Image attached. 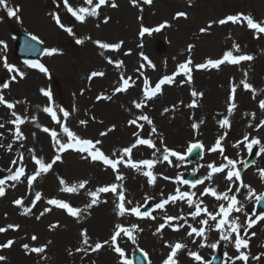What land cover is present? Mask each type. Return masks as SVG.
I'll use <instances>...</instances> for the list:
<instances>
[{"label":"rangeland","instance_id":"rangeland-1","mask_svg":"<svg viewBox=\"0 0 264 264\" xmlns=\"http://www.w3.org/2000/svg\"><path fill=\"white\" fill-rule=\"evenodd\" d=\"M7 2L9 6L20 7L21 21L8 17L0 8V40L7 44V49L0 51V95L15 105L13 109L0 105V123L4 124L0 128V176L10 173L9 168L14 172L17 167L25 168V176L31 175L37 167L33 156L51 163L55 155L60 154L61 160L53 164L48 173L38 177L31 187L27 185L25 177H21L20 182L9 181L4 185L6 194L0 197V227H19L8 228L0 233V244L14 241L10 248L0 249V255L7 258L0 264H121L122 258L109 245L94 253L76 251L78 247L84 246L82 231L86 230L89 243L110 242L116 223L128 228L138 226L132 233L135 242L124 234L117 239V245L125 252L124 259L131 261V264L133 253L138 250L147 253L151 264H162L170 252L167 245L177 242L186 246L177 254L178 264H200L189 255L190 252H196L208 264L216 251H223V264H244L235 259L239 255L235 249V233L230 240L225 241L220 239V232L205 226V237H196L195 234L193 237L187 236L189 224L199 228L202 226L199 220L207 217L202 213L201 217L193 220L189 213L194 208H189L186 199L170 202L165 205V210L156 208L151 214L156 219L137 218L134 215L117 217L113 210L115 197L111 193L101 194L100 199L107 203L93 206L80 218L47 204V200L59 199L71 207L84 209L91 199L87 195L89 191L115 182L123 184L126 199L132 201L127 207L140 206L141 212L146 203L162 202L175 194L177 188L196 193L194 202L200 200L202 208L207 207L208 211L215 212L218 205L224 202L216 201L208 194L201 196L200 193L205 187L216 188L221 193L226 191L230 183L224 179L227 169L225 173H213L211 180H205L195 188L177 182L176 178L182 180L186 175L196 173V180H201L211 171L208 164H226L223 155L236 161L235 170L239 171L243 183L255 189L257 194L264 192V181L259 177V172L264 170V152H260L261 145H264V128L256 130L259 121L264 120V111L259 108L260 100H264V34L258 38L254 30L247 28L246 23H218L220 19L236 14L250 15L258 22L264 21V0H152L150 5L144 4L143 0H137L136 5L131 0H114L117 5L115 8L110 6L113 0H108L106 5L98 9L97 17H87L84 23L76 21L67 11L63 6L64 0ZM69 5L74 9L90 7L84 0H69ZM178 12L186 13L187 18L177 17ZM53 14L59 15L61 22L73 29L72 36L55 23ZM162 24L166 26L161 31L140 37L141 27L156 28ZM209 24L212 25L210 28ZM202 28L206 29L203 33L200 31ZM16 33L34 35L44 45L46 50L39 63L48 69L47 75L15 59ZM76 39L84 42L78 45ZM94 41L109 44L122 42V46L115 51L104 50ZM189 45H192L191 51L188 50ZM233 45H238L239 50ZM50 49L57 51L46 54ZM227 51H232L234 55H252L254 59L238 65L225 63L219 69L211 66L205 69L195 67L208 60L220 59ZM4 57L9 64L24 73L22 79H10L14 73H9L3 67ZM189 58L192 60L191 83L186 82V76L178 68ZM108 59L113 60V63L109 64ZM149 60L154 68L148 63ZM117 61L122 62L119 68L116 67ZM141 65L144 67L141 68ZM94 71L105 75L89 79ZM178 71L175 83L162 85L161 92L148 101L145 107L135 108L133 102L143 100L145 79H148L151 89L164 76ZM244 73H247V82L255 89V93L243 89L240 82L245 79ZM121 76L131 77L133 86L125 92H115V88L122 84ZM4 83L9 84L7 89L3 88ZM233 86L237 88L234 99L237 107L229 117L230 126L222 129L218 121L227 115L228 98L232 95ZM41 89L51 93V101L41 94ZM193 90L203 95L192 97ZM193 100L197 101L198 107L189 108ZM44 107H51L58 119L80 138L92 139L94 142L101 140L102 143L97 147L114 159L120 158L122 149L135 142L137 137L134 133H138L141 138L151 139L156 147L138 145L133 148L132 159L136 162L145 159L155 161L152 169L144 168L153 172L155 183L148 184L142 172L124 165L118 168L125 179L115 181L116 173L100 162L84 160L81 154L72 150L58 153V147L54 146L50 134L42 129L47 127L56 131L62 142H66L67 137L61 126L43 111ZM61 108L69 112L66 119L59 111ZM13 111L25 119V123L20 125L25 137L23 140L15 139L16 125L10 122L15 119L11 115ZM141 113L147 115L153 124L138 121L144 125L143 129L130 125L129 121ZM200 120L204 123L199 124ZM81 121L87 123L81 124ZM194 122L199 124L198 129L191 127ZM250 123L253 127H249ZM152 127L157 129L155 133L151 132ZM109 128L114 130L108 132ZM101 132H107V135L101 136ZM225 132L227 135L222 140L224 154L221 155L219 150L209 152L208 149ZM245 135L249 136V142L252 138L261 142L253 145L252 152L248 151L243 141ZM192 143L204 146L202 159L195 165L187 161V147ZM165 147L181 153L185 159L180 161L169 156L171 163L164 161ZM113 153L116 154L114 157ZM12 160H17L18 164L12 165ZM60 179L65 180L67 186H77V192H62ZM82 181L87 183L85 188L80 189L78 185ZM239 184L240 181H236L233 189ZM36 192L41 193V200L36 202L29 215H21L22 207L15 205L14 201L21 199L23 206H31ZM246 195V189L241 188L237 199L242 202L243 211L233 212L230 219L239 217L238 222L245 225V228L240 229V235L249 243L248 248H241L242 252L249 255L247 264H264V224L255 223L252 229L246 227L248 217L253 219L256 202L254 197L246 199ZM45 208L51 211L44 212ZM41 212H44L43 216H40ZM180 215L184 216L178 222L182 227L173 231L167 225L176 224L177 221L166 222L165 217ZM37 216L40 219H36ZM161 223H166V226L157 232ZM225 230H228L227 226ZM245 231L247 235H244ZM253 232L255 236H250ZM33 235L37 237L35 241L31 239ZM24 244L45 246L46 250L40 254H26ZM212 244L216 247L212 248ZM255 256L261 259H253Z\"/></svg>","mask_w":264,"mask_h":264},{"label":"snow or ice","instance_id":"snow-or-ice-1","mask_svg":"<svg viewBox=\"0 0 264 264\" xmlns=\"http://www.w3.org/2000/svg\"><path fill=\"white\" fill-rule=\"evenodd\" d=\"M84 2L90 6V7H79L78 9H74L72 6L69 5V0H64L63 6L67 9L69 13L75 18L76 21L80 23H84L86 21L87 17H97L99 15L98 9L101 6H104L108 3V0H96L94 3V0H84ZM133 5L137 4V0H131ZM144 4L150 5L152 3V0H143ZM111 7L115 8L117 5L115 4L114 0L110 5ZM0 8H2L6 15L10 18H15L17 21H21V17L19 15L21 9L19 6H9L7 0H0ZM177 17H184L187 18V14L184 12H178L176 13ZM53 20L55 23L62 28L65 32H67L70 36L73 35V29L71 27H66L65 24L61 22V17L59 15L53 14L52 15ZM107 23V19L104 21ZM231 22L232 24H244L246 23V26L250 30H254V33L257 34L258 38L260 34H264V21H256L252 16L245 15V14H236V15H228L223 19H220L218 23L220 25H225L227 23ZM165 24H162L156 28H148V27H141L139 31L140 37H144L145 34L151 35L153 32H159L163 27H165ZM212 25L209 24L208 27L210 28ZM200 31L203 33L206 31L205 28L200 29ZM31 39L33 41H38V38L36 36H31ZM39 42V41H38ZM84 41L81 39H76V44H82ZM98 45L100 49L108 50L111 49L113 51L118 50L122 46L121 43H115V44H109L101 41H94ZM233 48L239 50L238 45H233ZM7 49V44L0 40V51H4ZM192 45L188 46V50L191 51ZM37 50V49H33ZM57 50L56 49H50L46 52V54L51 55L54 54ZM103 55V53H101ZM145 60H148L147 57H144ZM254 57L252 55L248 54H240V55H234L232 51H227L224 53L223 57L220 59L215 60H208L206 63H202L199 65H196L195 67L198 69H205L209 66L212 68L219 69L221 65H224L225 63L231 64V65H238L243 61H252ZM25 63L32 68L38 69L41 73H44L45 75L48 74V69L39 62H33V61H25ZM108 63L112 64L113 60L108 59ZM148 63L154 68V64H151V61L149 60ZM122 62L117 61L116 67H121ZM192 65V60L189 58L185 63L179 64L178 68L180 71L184 73L186 76V82L191 83L192 82V68L190 67ZM3 67L7 69L9 73H14L10 77L12 81H15L17 77L23 78L24 73L20 72L18 68H16L14 65H11L7 62L6 57L3 58ZM144 65H141V68H143ZM105 75L103 72H92L89 76V79H92L93 77L97 76H103ZM179 75V71L174 73L170 76H164L162 79L159 80L155 84L154 87L150 89V84L148 79H145L143 81L144 84V91H143V100L140 102H133L135 108L141 109L146 106L148 101H151L158 93L161 92V86L164 84H173L176 82V76ZM245 79L242 80L240 83L243 86V89L245 90H251L253 93H255V89H253L252 85L247 82V73H244ZM122 84L120 86H117L115 88V92H125L128 88L132 87L133 85L130 83L132 80L131 77L124 78L123 76L120 77ZM9 87L8 83L3 84V88L7 89ZM150 89V90H149ZM41 94L48 98L49 101L52 99V95L49 91L45 89H41ZM237 91L236 86H233L231 88L232 95L228 98L227 103V115L224 116L223 119H220L218 121L220 128L226 129L230 126V119L233 115L234 109H236L237 104L234 102L235 99V93ZM202 93H198L197 91L193 90L191 92L192 97L202 96ZM255 98V97H254ZM99 99V98H98ZM16 103H20V101H17ZM0 105H5L8 109H13L15 105L11 102H8L3 95H0ZM189 108H196L198 107V103L196 100H193L189 105ZM259 108L264 111V100H260L259 102ZM43 111L51 116V119L61 126L63 133L67 137L66 142H62L58 138V133L54 130H50L49 128L45 127L42 130L45 133H49L53 142L54 146L58 147V153H64L68 150H72L76 153L81 154V158L84 160H89L92 162H100L104 166L109 167L114 173H116L114 179L115 181H123L125 177L120 174L119 172V165L124 166H130L131 168L135 169L137 172H142V174L147 177V183L150 185H153L155 183L156 177L151 171H146L144 168L152 169L154 167L155 161L150 159H145L143 161H134L132 159V152L133 148H136L138 145H145L149 148H155V144L151 139L147 138H141L139 137L138 133H134L133 135L136 136V140L130 147H125L122 149L120 158H112L108 155H105V153L101 150L100 147H97V145H100L102 143L101 140H96L95 142L92 139H86V138H80L77 136L73 131L69 129V127L65 126L63 121L61 119H58L57 113L53 111L51 107H44ZM60 112L63 113V117L66 119L69 116V112L65 111L63 108L59 109ZM165 111H168V109H165ZM11 115L15 117L14 120L10 121L14 125H16L15 128V139L17 140H23L25 137L20 129V125L25 123V119H22L20 115H18L16 112H12ZM253 118H255V114H252ZM138 121H145L148 125H152L153 121L143 113L137 115L135 119H132L129 121L130 125H135L138 129H143L144 125L138 123ZM81 124H86V121H81ZM204 123L203 120L199 121V124ZM198 123H192L191 127L193 129H198L199 127ZM4 124L0 123V128H3ZM39 127V125H37ZM249 127H253V125L250 123ZM260 128H264V120L259 121V123L256 125V130L258 131ZM113 128H109L108 132L113 131ZM157 129L155 127L151 128V132L155 133ZM101 136L107 135V132H101ZM227 133L225 132L220 138H218L214 145L208 149L209 152H216L219 150L221 155L224 154V148L222 147V140L225 138ZM243 141L246 142V147L249 152H252L253 145H259L261 142L257 138H252L249 142V136L245 135L243 137ZM239 145H234V147H238ZM203 144L201 143H192L187 147V152L191 153L194 149H203ZM9 150H11V145L8 146ZM31 151V150H29ZM156 151H160L159 149H156ZM260 152H264V145H261ZM155 155V153H153ZM113 157L116 155L115 153L112 154ZM169 156L176 157L177 160L183 161L185 159L184 155H182L179 152L169 150L167 147L163 149V160L168 161ZM224 160L226 161V164L222 163L219 166H216L215 164H208V168L211 170L207 176H205L201 180H196L194 183H191V186L193 188L196 187L197 184H203L205 180H211L213 173H225V169H227L224 179L228 182H230L227 186V190L224 192H218L216 188L213 187H205L203 191L200 193L201 196L208 194L215 198L216 201H223L224 203H220L218 205V209L215 212L208 211L207 207H201L202 201L197 200L194 202L193 197L196 195V193L189 192V191H181L180 188H177L175 190V194L169 195L166 199H164L162 202H159L155 205V208L160 210H165V205L169 204L170 202L175 203L177 200L180 199H186L187 205L190 209L194 208V211H190L189 215L192 217L193 220H195L197 217H201V214L203 213L207 218H203L199 220V224L202 225L201 227H193L191 224L188 225L190 231L187 232V236L193 237L195 234L196 237H205V226H207L209 229L214 228L216 231L220 232V239L228 241L232 237V234L235 233V249L239 255L235 257L237 260H241L244 262V264H247V261L249 260V255L242 252L241 248H248L249 243L247 239H244L240 235V229L245 228L244 224L239 223V217H235L230 219V216L233 212H241L243 211V205L242 202L237 199V196L240 193V189H246L247 195L246 199H252L253 197L257 202L264 201V192H261L259 194L256 193L255 189L250 187L249 185L243 183L239 171H236V161L233 159L228 158L226 155H223ZM23 157L21 156V161ZM34 160L35 165L37 166L34 170V172L31 175L25 176V168L24 167H17L16 170L13 172L11 168L8 169V171L11 173L7 180L14 181V182H20L21 177H25L27 181V185L31 187L33 185V182L37 180L38 177H40L42 174L48 173L52 167L53 164H55L57 161L61 160V155L57 154L55 155V158L51 161V163H45L42 159L36 158L35 156L32 157ZM12 165H17V160L11 161ZM259 177L261 181H264V170H261L259 172ZM165 179H171L169 177H164ZM177 182L188 185L190 182L188 180H181L179 177L176 178ZM236 181H240V184L236 186L235 190L233 189V185L236 184ZM6 181L4 179H0V197L5 196V185ZM61 185V191L67 192V193H76L77 192V186H67L65 180L60 179L59 181ZM87 181H82L79 183L78 188L83 189L85 188ZM111 193L115 199L113 201L114 204V212L117 217H125L126 215H134L137 218H144L149 217L151 219H156L155 216H151L150 213L147 211L141 212L140 206H133V207H127V205H131L132 201L127 200L125 196V189L123 184H117V183H111L108 185L97 187L94 191H89L87 195L91 198L90 202L86 204L84 209L80 208H74L71 207L68 203L63 202L59 199H48L47 204L54 205L57 208L64 209L68 213V215L80 218L82 214L87 213L89 209H91L93 206H98L100 203H107V201H102L100 199L101 194ZM229 193H232V195H229ZM41 200V193L36 192L35 193V199L31 202V206H23V200L16 199L14 201V204L17 206L22 207L21 215H29L32 212V208L35 207V204L37 201ZM51 211V209L45 208L44 212ZM44 212L40 213V216L44 215ZM40 216H37L36 219H40ZM219 217V219H218ZM184 219L183 215L180 216H166L165 221H177L176 224H168L167 226L172 227L173 231H178L182 225H180L178 222L180 220ZM257 219H264V215L257 217L256 219H252L251 216L248 217V222L246 227L251 228L256 222ZM209 221L215 222L214 224H210ZM166 226V223H161L158 228L157 232H160L162 229H164ZM227 226L228 230H225ZM18 225H8L7 228L0 227V233H3L8 230V228L16 229L18 228ZM51 227H56V225H52ZM115 231L110 237L109 240H105L103 242H95L94 244L89 243V237L86 234V230L81 232V236L83 238L82 244L83 247H78L76 249L77 252H97L98 250L102 249L105 245H109L112 247L113 251L118 254V256L121 259V264H131V261L124 259L125 252L124 250L117 245V239L118 237H121V234H124L128 237V239L135 242L133 237V231L137 230V225H132L131 228L124 227L121 223L115 224ZM156 234V233H154ZM247 235V232L245 233ZM250 236H255V233H251ZM250 238V237H249ZM33 241L37 239L35 235L31 237ZM195 242V240H193ZM49 243H51L49 241ZM14 244L13 240H8L4 244H0V249L10 248ZM203 247V243L200 245ZM167 247L170 248V252L168 253L167 257L162 261V264H178V260L176 259L177 254L180 250L184 249L186 246L182 243H175L174 245H167ZM212 248H215L216 245L212 244ZM23 249L25 250L26 254L31 253H44L46 250L45 246H30L28 244L23 245ZM71 255V252L69 253ZM189 255L195 260L200 262V264H205L203 261V258L197 254L196 252H190ZM144 259H147V253H143ZM7 258L3 255H0V262L5 261ZM253 259L259 261L261 259L260 256H255ZM149 264L151 262L149 261ZM210 264V262H208Z\"/></svg>","mask_w":264,"mask_h":264}]
</instances>
